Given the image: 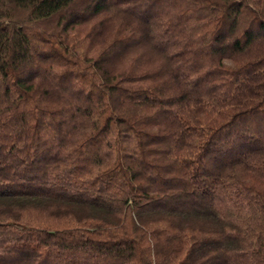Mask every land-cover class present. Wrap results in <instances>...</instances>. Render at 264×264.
I'll return each mask as SVG.
<instances>
[{"label": "trees", "instance_id": "obj_1", "mask_svg": "<svg viewBox=\"0 0 264 264\" xmlns=\"http://www.w3.org/2000/svg\"><path fill=\"white\" fill-rule=\"evenodd\" d=\"M0 264H264V0H0Z\"/></svg>", "mask_w": 264, "mask_h": 264}]
</instances>
